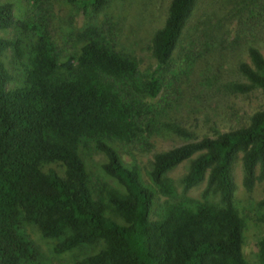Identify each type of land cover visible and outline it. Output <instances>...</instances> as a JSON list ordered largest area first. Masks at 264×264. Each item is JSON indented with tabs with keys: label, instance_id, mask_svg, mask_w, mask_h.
Segmentation results:
<instances>
[{
	"label": "trees",
	"instance_id": "trees-1",
	"mask_svg": "<svg viewBox=\"0 0 264 264\" xmlns=\"http://www.w3.org/2000/svg\"><path fill=\"white\" fill-rule=\"evenodd\" d=\"M54 1L0 0V35L12 31L0 36V264H249L233 166L240 157L247 191L264 178V107L202 138L168 116L180 91L162 72L198 0L170 1L151 41L157 71L146 76L118 48L114 16L102 14L114 0H63L89 17L78 29L56 21ZM254 1L232 0L249 14L263 4ZM208 26L187 43L189 67L213 45ZM247 55L243 82L228 89L264 92V56L254 46ZM163 128L189 140L155 153L146 181L120 150L149 147ZM184 162L178 194L167 174ZM255 264H264V233Z\"/></svg>",
	"mask_w": 264,
	"mask_h": 264
},
{
	"label": "rangeland",
	"instance_id": "rangeland-1",
	"mask_svg": "<svg viewBox=\"0 0 264 264\" xmlns=\"http://www.w3.org/2000/svg\"><path fill=\"white\" fill-rule=\"evenodd\" d=\"M57 1V2H56ZM53 3V15L58 23L73 29L82 28L89 22L83 12L64 4L63 0ZM171 0H114L106 10V16H114L118 25L119 49L133 55L139 61V70L149 75L156 70V61L151 55V41L155 32L162 28ZM264 4V0H258ZM257 3V0L254 3ZM259 2V3H260ZM253 14L237 7L232 0H198L197 8L186 26L184 36L178 43L168 67L162 72L166 81L172 78L175 88L179 89V97L174 107L168 112L172 122L180 125L196 138L212 137L215 132H225L237 127L239 122H246L247 117L264 107V92L255 90L248 94L234 93L228 86L242 83L237 65L248 61V48L254 46L264 56V9ZM257 7V4H255ZM238 9V10H237ZM103 16V15H102ZM206 20L213 39L210 48L205 47L198 37V45L205 47L202 57L189 67L184 59L187 43L197 37L195 29ZM196 30V31H195ZM203 28H199L200 33ZM1 33L0 36H9ZM10 65V61L6 59ZM183 71V72H182ZM13 85V84H12ZM148 145L123 147L120 155L126 164H136L141 170L144 180L148 181L153 155L179 146L188 140L179 138L166 129L152 132ZM102 161L101 156L93 157L96 165ZM187 170L184 162L170 171L167 176L174 183L177 193H181L180 178ZM256 175H260L257 168ZM233 177L236 184L235 202L246 219L243 254L249 264H255L257 239L264 233V208L258 203L264 198V178L256 181L254 187L247 191L243 186V168L240 157L233 166ZM205 185L200 184L188 193L193 198L199 197ZM43 254L50 256L49 244L41 241ZM70 261V257L63 259Z\"/></svg>",
	"mask_w": 264,
	"mask_h": 264
}]
</instances>
